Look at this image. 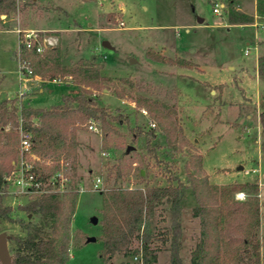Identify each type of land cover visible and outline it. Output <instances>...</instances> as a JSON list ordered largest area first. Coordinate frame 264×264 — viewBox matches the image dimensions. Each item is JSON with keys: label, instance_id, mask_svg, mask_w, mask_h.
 Listing matches in <instances>:
<instances>
[{"label": "rangeland", "instance_id": "374dc122", "mask_svg": "<svg viewBox=\"0 0 264 264\" xmlns=\"http://www.w3.org/2000/svg\"><path fill=\"white\" fill-rule=\"evenodd\" d=\"M50 1L63 8L55 7L37 19L36 24L57 30L38 31L39 37H55L57 41L48 47L59 46L62 64L84 80L81 66L90 63L99 70L105 78H93L100 84L94 91L101 104L120 115V119L109 118V126L98 120L79 123L77 167H74L75 155L59 147L39 145L27 153L32 162L50 164L60 160L64 175L72 179L66 187L72 183L79 186L68 264H105L101 256V208L102 192L107 187L166 183L172 173L186 185L181 219L184 244L180 254L183 264H192L191 248L200 238L201 223L192 215L196 199L186 170L191 153L186 149L175 151L161 131L153 140L155 150L148 147L146 132L155 124L148 109L136 103L139 96L176 105L193 151L203 153V165L211 182L226 184L257 178L260 183L261 180L260 233L264 235V127L259 120L263 108L258 102L264 92V77L259 78L257 49L249 43L256 39V33L264 35V29L260 28L259 33L253 25L224 24L229 0H101L102 5L89 0ZM214 1L225 3L222 14L214 11ZM237 8L252 16L253 22L259 19L258 27L263 25L264 17L255 15V0H237ZM200 17L205 18V25L201 24ZM1 18L0 27H14L18 22V16L12 12L8 13L6 22ZM79 24L89 30H67ZM19 47L18 30H0V99L10 97L16 104L25 106H51L63 102L66 93H78L84 87L75 73L59 75L57 81L35 73L27 80L21 79ZM149 47L168 56L181 55L195 65L179 66L153 60L147 55ZM46 49L41 57L46 55ZM115 89L125 95L119 96ZM91 122L97 124V130L89 127ZM5 125L7 131L9 128ZM1 127L0 156L16 149L19 152L20 141L6 143ZM98 177L102 179V189L95 188ZM82 187L85 189L81 191ZM240 192L235 196L239 202L248 196L245 191V196L239 195ZM31 198L32 195L14 193L6 195L4 202L15 207V215L30 220L35 216L18 205ZM239 215L233 221L230 234L240 244L243 227ZM93 216L98 217L97 223L93 222ZM170 224L167 203L148 217L144 225L152 233H159ZM2 229L9 235L26 233L19 222L8 219L2 221ZM90 236L96 240L89 241ZM12 244L11 238L9 245ZM152 246L158 253V261L152 264H173L170 240L154 239ZM134 247L139 248L137 240ZM128 258L137 262L133 255ZM123 259L122 254H117L110 264H120Z\"/></svg>", "mask_w": 264, "mask_h": 264}, {"label": "trees", "instance_id": "16d2710c", "mask_svg": "<svg viewBox=\"0 0 264 264\" xmlns=\"http://www.w3.org/2000/svg\"><path fill=\"white\" fill-rule=\"evenodd\" d=\"M17 8V0H0V18L3 13H11ZM228 8L230 23L253 22L252 16L238 10L237 0H229ZM257 10L264 16V0H257ZM22 38L21 35L20 49L35 74L42 78L54 79L59 75L75 73L77 80L84 87H81L78 93H66L63 102L51 106H25L16 104L13 98L0 99L1 129L4 130V123L9 128L3 131L6 143L14 144L20 141L22 127L32 133V147L40 145L65 149L75 155L74 167H77L79 123L98 120L109 126V118L120 119V115L111 112L107 106L100 103L98 94L94 91L100 84L93 78L105 76L99 70H95L92 64L87 63L79 68L86 76L84 80L75 70L62 64L59 46L47 47L46 55L41 57L42 53L35 47L28 48ZM147 55L153 60L179 66L195 65L193 61L181 55L168 56L152 47L148 48ZM258 72L264 77V53L259 56ZM115 92L121 97L125 95L120 89H115ZM136 103L148 109L155 123L146 132V142L150 149L155 150L153 140L158 131H161L165 134L168 145L175 151L181 152L186 149L191 153L186 162V170L196 199L192 215L198 217L201 223L200 238L191 248L192 264H264V235L260 233L259 181L226 184L211 182L203 165V153L193 151L192 142L186 134L176 105L146 96L137 97ZM260 104L263 109L259 112V119L264 127V99ZM17 155L16 149L9 155L0 156V232L3 231L4 219L19 222L26 230L25 234H10L9 240L11 238L13 240L10 246L12 253L10 264H68L79 186L72 183L65 190L33 195L26 203L19 204L18 208L35 216V219L25 220L18 217L14 214L15 207L4 202L8 191L2 186L5 176L14 167ZM34 164L45 180L57 172L63 173L60 160L50 164L35 161ZM120 174L118 170V175ZM68 179L67 184L72 181L71 178ZM185 186V182L172 173L166 183L145 187L122 185L107 187L102 192L101 208L103 240L101 256L105 264H110L117 254L124 256L120 264L157 262L158 253L152 246L154 239L162 242L170 240L172 263L183 264L180 247L183 236L181 219ZM239 191L248 193L241 202L235 197ZM167 203L170 204L171 224L162 232L152 233L144 224L148 217L155 215L158 208ZM238 213L243 227V239L240 244L232 240L230 234ZM135 240L139 242L137 249L134 247ZM132 255L138 256L136 263L128 258ZM0 264H3L1 259Z\"/></svg>", "mask_w": 264, "mask_h": 264}, {"label": "built area", "instance_id": "2783aa9c", "mask_svg": "<svg viewBox=\"0 0 264 264\" xmlns=\"http://www.w3.org/2000/svg\"><path fill=\"white\" fill-rule=\"evenodd\" d=\"M224 6V2L215 1L213 9L216 13L222 14ZM18 30L21 31V29ZM37 32L32 30L23 32L22 40L28 48L35 47L38 52H43L46 47L53 45L57 41L52 36H45L44 39H41ZM17 56L20 62L21 79L27 80L33 75L34 71L30 63L23 57L20 47ZM54 80L57 81V78H54ZM89 127L94 130L98 129L97 124L94 122H91ZM32 144V133L21 127L18 156L14 160L13 169L5 176L2 184L8 191L7 195L19 193L33 196L48 191L66 189L69 179L62 172H57L48 180L43 179L41 173L37 171L34 162L30 161L27 157ZM95 188L102 189V179L100 177L95 182ZM80 190L83 189L80 188ZM238 194L245 196V192L243 191ZM135 258L137 259L138 256H135Z\"/></svg>", "mask_w": 264, "mask_h": 264}, {"label": "crops", "instance_id": "0c3cea01", "mask_svg": "<svg viewBox=\"0 0 264 264\" xmlns=\"http://www.w3.org/2000/svg\"><path fill=\"white\" fill-rule=\"evenodd\" d=\"M89 1L91 3H96V4H99L101 2V0H89ZM27 2H32V3H31V5H28ZM17 4H18L17 10L16 11H12V13H15L18 16L17 24L14 25V27H0V30L13 29V28L16 29V30L21 29V31L18 30L19 38H20L21 35H23V32L28 31V30L39 31V32L57 30V29H54V28L39 27L36 24V22H37V19L42 18L43 15L49 14V11H54L56 9L55 7H60V9H62L63 8L62 5H59L57 2L50 1V0H46V1H43V0H17ZM101 8H102V6H101ZM113 8L114 7H111V10H113ZM238 8L241 9V8H243V6L241 7V4H240V5H238ZM255 15L257 17L258 16L264 17V16H261L258 13L257 0H255ZM3 16H4V13L2 14L1 17L4 18L3 22H6L7 21L6 18H8V14L5 13V16L4 17ZM226 18H227V21H224V24H228L230 26L231 25H240V26L253 25V26H256V28H257L256 32H259L260 28L264 29V22H261L263 25L258 27L259 19H257V18H255L254 22L242 23V24L241 23L240 24L230 23L229 20H228V17H226ZM200 21H201V24L205 25V23H204L205 18L200 17ZM79 25L80 26H78V27H75V26L74 27H69V28H67V30H72V31H75V30L76 31H78V30H81V31L89 30L87 27H83L81 24H79ZM255 38L256 39L254 41H250L249 43H253L254 47L257 49V67L256 68H257V73L259 75V78H262L263 76H260V74L258 72V65H259V56H260V54L264 53V42H263L264 35L261 36V34H257L256 33V37ZM250 47L251 46L246 48V53L247 54L250 52ZM197 67L202 68L200 65L197 66ZM242 68H245V67L243 66ZM213 92L215 93L216 91L213 90ZM262 94H264V92H261L260 98L258 99V102L261 101V95ZM8 98H10V97H8ZM260 125H261V122H260ZM256 179H254V180H256ZM260 186L262 188L261 180H260ZM82 189L84 190L85 188L82 187ZM183 244H184V239H182V244H181V248H180L181 250H182Z\"/></svg>", "mask_w": 264, "mask_h": 264}, {"label": "water", "instance_id": "95a60500", "mask_svg": "<svg viewBox=\"0 0 264 264\" xmlns=\"http://www.w3.org/2000/svg\"><path fill=\"white\" fill-rule=\"evenodd\" d=\"M106 45H108V42H105ZM131 146H129L128 149H130ZM93 222H98V217L93 216L92 217ZM9 238L10 235L6 233L5 231L0 232V259L3 264H10L12 261V253L10 251V245H9ZM88 240H96L95 236L88 237Z\"/></svg>", "mask_w": 264, "mask_h": 264}]
</instances>
